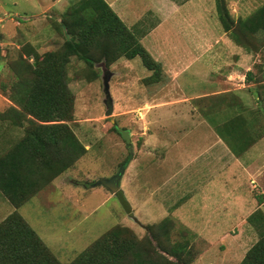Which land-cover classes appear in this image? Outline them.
Masks as SVG:
<instances>
[{"label":"crops","instance_id":"0c3cea01","mask_svg":"<svg viewBox=\"0 0 264 264\" xmlns=\"http://www.w3.org/2000/svg\"><path fill=\"white\" fill-rule=\"evenodd\" d=\"M64 1L66 7L78 0ZM103 1L162 64V79L146 86L180 91V97L161 105L147 103L155 107L149 110L150 129L134 151L130 175L127 168L119 180L134 213L144 210L137 218L171 217L196 235L254 232L249 216L264 215V44L247 50L212 20L204 26L215 33L207 34L199 22L215 9L220 23L215 0L195 8L186 6L191 0ZM227 5L234 18L244 17ZM194 26L198 29L182 32ZM166 27L180 34L174 45ZM33 35L30 42L44 44ZM186 38L194 46L185 41L186 50L180 51ZM134 58L126 59L137 79L150 75L146 68L137 73ZM184 59L189 60L178 61ZM193 64L196 69L181 77ZM247 72L249 81L244 80ZM198 76L204 79L201 89L191 83ZM18 208L0 192V222Z\"/></svg>","mask_w":264,"mask_h":264},{"label":"rangeland","instance_id":"374dc122","mask_svg":"<svg viewBox=\"0 0 264 264\" xmlns=\"http://www.w3.org/2000/svg\"><path fill=\"white\" fill-rule=\"evenodd\" d=\"M226 2L239 9L245 18L262 5L264 0H226ZM64 4V0L27 2L0 0V112H6L11 106L19 108L10 100L8 94L15 81L12 63L22 54L33 51L41 54L62 47L66 36L59 26L62 13L67 8ZM199 4L212 6V0H191L186 6L195 8ZM210 20L217 22L221 29L222 25L218 22L215 9L212 10V16L209 13L203 22H199L203 24L207 34L214 35L215 30L211 32L209 25L204 26ZM184 28L182 27V32L189 34V30L198 29V26ZM173 30L176 29L165 28V31L169 32L171 45H174L177 42L176 38L180 37V34H174ZM34 32L44 44L35 45L30 42L35 37ZM226 34L228 35V32ZM253 35L247 38L248 41L252 39L251 46L254 49L264 44L263 30L255 33L256 38H252ZM185 41L191 45L190 47L194 46L193 41L186 38L179 45L180 51L186 50ZM165 42L169 46L167 40ZM133 60L137 62L135 66L137 73L147 72L139 57ZM113 64L108 67L101 62L89 65L76 56L70 57L66 71L74 101L72 120L67 123L85 146L86 152L71 167L52 179L18 208L19 213L63 264H68L79 252L113 226H127L138 238H141L148 234V225L155 227L162 220L137 218V215L144 212L143 210L137 215L133 213L140 224L135 222L124 212L114 194L103 185L93 186V183L115 174L127 158L129 159L125 170L128 168L127 174L130 175L132 169L130 170L128 165L134 156V151L142 145L143 137L150 129V122L152 123V117L148 119L151 114L149 110L155 107L147 103L161 105L162 102L173 98L172 96L180 97V91L177 86L174 91H161L146 86L142 79H137L138 74L131 69L128 60L124 57L118 58ZM160 65L162 69V64ZM195 69L196 66L191 65L181 77L188 76ZM104 73H110L108 91L113 104L110 115L105 114ZM203 80L198 76L193 78L191 83H197L196 88L201 89L204 87ZM193 87L195 92L194 84ZM189 88L191 85H188L191 93L192 89ZM119 128L129 131L130 142L122 138L118 132ZM22 134L23 129L20 126L15 125L11 120L0 119V153L9 148L10 144ZM169 219L171 220L169 239L171 242L187 243L190 255L193 257L190 264H239L247 249L258 239L259 228L256 224V227L252 224L254 232H244L243 235L239 234V229H237L238 234L196 235L178 220L171 217ZM260 226L261 224L258 227ZM162 240L164 241L163 237Z\"/></svg>","mask_w":264,"mask_h":264},{"label":"trees","instance_id":"16d2710c","mask_svg":"<svg viewBox=\"0 0 264 264\" xmlns=\"http://www.w3.org/2000/svg\"><path fill=\"white\" fill-rule=\"evenodd\" d=\"M215 4L230 38L247 50L257 51L259 46L254 49L247 36L254 34L252 38H256L257 31H264V3L245 18H234L226 0H215ZM59 28L66 36L59 50L22 54L12 63L15 81L8 94L19 108L11 106L0 112V119L11 120L23 129L22 136L0 153V192L15 208L86 152L67 123L72 120L74 101L66 71L71 56L89 65L103 62L106 67L120 57H139L150 71L143 83H157L162 78L160 63L103 0H78L67 6ZM249 77L247 72L245 79ZM248 221L259 228L258 239L239 264H264V215L254 212ZM170 224L165 217L155 227L148 225V234L141 238L127 226H113L68 264H190L193 257L187 243L170 241ZM0 264L63 263L14 210L0 222Z\"/></svg>","mask_w":264,"mask_h":264},{"label":"water","instance_id":"95a60500","mask_svg":"<svg viewBox=\"0 0 264 264\" xmlns=\"http://www.w3.org/2000/svg\"><path fill=\"white\" fill-rule=\"evenodd\" d=\"M109 78H110V73L103 74V91L106 97V101H105V104H106L105 114L106 115H110L113 111L112 99L108 91L109 90V84H108ZM118 132L120 133V135L126 142H130V133L127 129L119 128ZM125 166H126V163L121 164V166L119 167L118 171L115 174H113L109 178H101V179L96 180L93 183V186L103 185L104 187H106L112 194L116 196L124 212L130 218H132L135 222L140 224V222L136 219V217H134L132 206L130 202L127 200V198L125 197L124 191L119 187V180L125 170Z\"/></svg>","mask_w":264,"mask_h":264}]
</instances>
